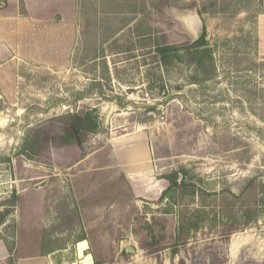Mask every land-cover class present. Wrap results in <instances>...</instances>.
Returning a JSON list of instances; mask_svg holds the SVG:
<instances>
[{
	"label": "rangeland",
	"instance_id": "obj_1",
	"mask_svg": "<svg viewBox=\"0 0 264 264\" xmlns=\"http://www.w3.org/2000/svg\"><path fill=\"white\" fill-rule=\"evenodd\" d=\"M57 1L59 65L0 0V264H264V0Z\"/></svg>",
	"mask_w": 264,
	"mask_h": 264
},
{
	"label": "crops",
	"instance_id": "obj_2",
	"mask_svg": "<svg viewBox=\"0 0 264 264\" xmlns=\"http://www.w3.org/2000/svg\"><path fill=\"white\" fill-rule=\"evenodd\" d=\"M54 1L58 2L57 0ZM58 4L59 6L52 11L51 0H31L32 14L29 25L21 29H18L17 27L15 28V31H36L37 36H52L55 39V41L53 40L54 43H58V38L63 40V49L55 46L50 51V54H46V52L49 51L47 47L44 48L42 44L39 43L40 40L37 39V41L32 43V50L42 51L45 55L41 58H37L33 55L35 59L40 61L47 59L45 62L51 61L55 62V64H58V61L59 64L63 63L67 55L70 54V44L72 43L74 31V26L71 22L73 5L69 8V10H64L61 8L62 3L59 2ZM60 51H63L61 55L59 54ZM4 254L3 247H0V257Z\"/></svg>",
	"mask_w": 264,
	"mask_h": 264
},
{
	"label": "trees",
	"instance_id": "obj_3",
	"mask_svg": "<svg viewBox=\"0 0 264 264\" xmlns=\"http://www.w3.org/2000/svg\"><path fill=\"white\" fill-rule=\"evenodd\" d=\"M169 1L171 0H158L157 2V5H166ZM204 4H205V1L206 0H201ZM237 1V0H235ZM252 2V0H248V4H250ZM194 3V6L196 7V1H193ZM208 8H206L205 6L202 7L200 10H198V14L200 16H202L203 13H208ZM205 31V30H204ZM201 42L202 40H198L196 41L193 46L191 48H195V47H199L201 45ZM170 51H174L173 49H170V48H167L165 50H162V49H158V53L159 54H164V53H167V52H170ZM76 119L78 120V122L81 124V125H77L78 127H74L73 125V129H70L69 130V134L68 136H66L64 139V144L65 145H70V144H73L75 143V141L78 139V138H81V135H82V128L84 127L83 124H85L87 121L86 120H83L82 117H79L77 116ZM186 184L184 182H181V184L178 186L177 182L174 183L173 187H177V189H180V190H183L185 189V186ZM0 225L2 223V220L4 219L5 217V214L4 213H0ZM160 222L159 221H156L155 222V225H159ZM156 226H151L150 227V232H149V245H147L148 249V252H150V254L152 255H157L159 254L161 251L165 250L167 247L163 246L162 245V242H161V239L160 237L162 235H160L161 233H156L155 232V228ZM196 228H193V227H189L188 228V231H192ZM180 230H181V227H180ZM178 232V234L176 235L175 239H174V242L172 243V245L168 246L169 248H172V256H177L178 253H179V249L181 246H186L188 244V241H189V236H188V232H185V229L184 231H180ZM183 232L185 233V235H183ZM158 234V235H157ZM150 248V249H149ZM180 264H187L185 263L184 260H181L180 261ZM189 264H216L214 263L213 261H211L210 259L208 260L207 259V256H204L202 258L200 257H194L193 259H191V261H189Z\"/></svg>",
	"mask_w": 264,
	"mask_h": 264
},
{
	"label": "water",
	"instance_id": "obj_4",
	"mask_svg": "<svg viewBox=\"0 0 264 264\" xmlns=\"http://www.w3.org/2000/svg\"><path fill=\"white\" fill-rule=\"evenodd\" d=\"M200 36H201V35H200ZM127 252L134 253L135 250H134V249H127Z\"/></svg>",
	"mask_w": 264,
	"mask_h": 264
}]
</instances>
